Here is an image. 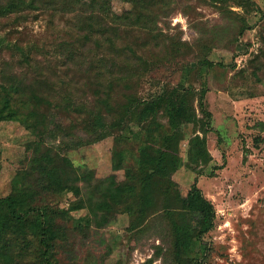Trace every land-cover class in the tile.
Segmentation results:
<instances>
[{
	"label": "trees",
	"instance_id": "obj_1",
	"mask_svg": "<svg viewBox=\"0 0 264 264\" xmlns=\"http://www.w3.org/2000/svg\"><path fill=\"white\" fill-rule=\"evenodd\" d=\"M115 2L128 7L119 14ZM198 3L217 6L230 23L223 33L210 30L202 33L210 35L207 40L202 35L189 42L171 19L178 12L192 15ZM232 4L248 12L255 5L252 0H0V20L72 18L51 57L25 54L19 73H1L0 123H19L38 140L29 144L28 165L17 171L10 192H0V264H59L57 242L69 243L60 218L79 208L102 228L126 215L133 240L144 234L161 240L154 259L163 264H216L195 253L196 243L215 228L217 212L197 180L213 159L207 145L212 114L203 102L205 87L195 91L189 81L221 65L210 58L213 50L222 44L233 48L250 29L248 18ZM165 68L181 74V84L140 97L144 73ZM62 115H74L75 122L65 124ZM132 126L144 128L147 139L139 165L126 167L122 145L129 134L122 133ZM111 136L118 149L113 172L103 178L90 169L80 174L67 152ZM58 138L56 145L48 144ZM184 166L196 175L185 191L176 180ZM70 192L78 200L69 208L46 196Z\"/></svg>",
	"mask_w": 264,
	"mask_h": 264
},
{
	"label": "rangeland",
	"instance_id": "obj_2",
	"mask_svg": "<svg viewBox=\"0 0 264 264\" xmlns=\"http://www.w3.org/2000/svg\"><path fill=\"white\" fill-rule=\"evenodd\" d=\"M252 1L255 5L249 12L234 4L231 6L234 12L248 18L250 29L233 48L225 49L222 44L213 50L210 58L222 61L221 65L209 68L199 79L193 74L189 81L195 84V91L205 87L203 102L212 114L207 145L213 159L197 180L217 212L215 228L196 243L195 253L216 264H264V0ZM196 6L191 17L180 12L173 15L171 20L172 25L177 26L176 31H182L183 38L189 42L202 35L207 40L210 35L202 33L210 30L223 33L230 22L220 8L211 4L198 3ZM127 7L119 2L114 4L119 14ZM71 21V16L67 15H41L29 21L0 20V77L2 72L8 73L6 70L19 73L24 69L20 60L25 54L40 59L45 55L51 57L69 32ZM181 81V74L167 68L147 71L138 88L139 96L149 99L163 86H177ZM62 116L65 124L75 122L74 115ZM191 129L190 125L185 126L188 134ZM131 130L118 133L129 134L128 141L122 145L125 166L137 167L147 132L141 126H132ZM165 131L158 133L157 145L162 144ZM33 140L38 139L19 123H0L2 194L10 192L17 171L27 167L31 154L28 146ZM58 141L59 138L48 144L53 146ZM181 148L186 161V140ZM115 150L118 149L111 136L96 144L70 150L66 155L80 174L90 169L98 178H103L113 172L111 163ZM117 176L121 180L123 172ZM195 178L185 166L176 174L183 191ZM46 196L61 208H69L73 200H78L72 192ZM115 219L110 225L97 227L93 216L83 208L60 218V224L67 227L69 243L57 242L58 263L102 264L104 260L106 263L163 264L161 258L154 259L160 239L144 234L138 241L133 240L127 230V216L119 214Z\"/></svg>",
	"mask_w": 264,
	"mask_h": 264
}]
</instances>
